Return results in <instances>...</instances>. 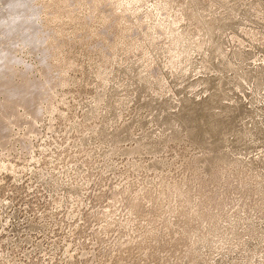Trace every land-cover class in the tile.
Segmentation results:
<instances>
[{
	"label": "rangeland",
	"instance_id": "1",
	"mask_svg": "<svg viewBox=\"0 0 264 264\" xmlns=\"http://www.w3.org/2000/svg\"><path fill=\"white\" fill-rule=\"evenodd\" d=\"M0 264H264V0H0Z\"/></svg>",
	"mask_w": 264,
	"mask_h": 264
},
{
	"label": "bare ground",
	"instance_id": "2",
	"mask_svg": "<svg viewBox=\"0 0 264 264\" xmlns=\"http://www.w3.org/2000/svg\"><path fill=\"white\" fill-rule=\"evenodd\" d=\"M165 7V6H164ZM180 16V15H179ZM177 18V17H176ZM178 19V18H177ZM182 20H183V17H182ZM175 21H176V19H175ZM176 23H177V21H176Z\"/></svg>",
	"mask_w": 264,
	"mask_h": 264
}]
</instances>
